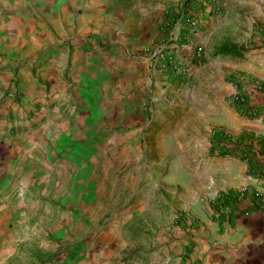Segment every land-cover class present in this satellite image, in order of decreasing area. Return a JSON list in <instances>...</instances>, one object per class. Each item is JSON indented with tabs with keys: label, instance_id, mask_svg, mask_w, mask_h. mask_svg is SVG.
Here are the masks:
<instances>
[{
	"label": "crops",
	"instance_id": "1",
	"mask_svg": "<svg viewBox=\"0 0 264 264\" xmlns=\"http://www.w3.org/2000/svg\"><path fill=\"white\" fill-rule=\"evenodd\" d=\"M208 1L202 11V0H188L186 5L194 4V8L182 9L180 17L168 25L172 29L167 43H172L161 47L157 56L152 53L163 63L154 65V73L162 66L158 72L172 71L166 65L171 58L166 57L165 48H175L176 57L178 52L195 53L197 62L202 50L195 48L192 39L206 31L208 36L220 32L229 24L231 14L258 22L243 60L227 73L223 92L212 85L204 94L218 99L198 103L204 168L198 165L194 177L202 181L204 199L190 211L196 219L190 234L186 229L173 241L169 264H264V195L245 200L234 195L239 189L255 188L256 179L264 177V92L256 88L264 83V0ZM115 7L114 0H0V264H28L20 257L28 240L24 226L32 223L44 184H54L57 163L67 159L78 163L77 157L89 152L93 162L102 167L103 182L107 143L122 149L130 137L127 132L108 138L107 122L112 118L124 121L133 105L130 94L150 91L142 75L144 67L149 70L148 64L124 61L119 50L111 55L90 53L89 48L96 46L85 41L92 33L102 32L106 38L108 31L127 32L114 23ZM136 8L134 5L131 10ZM141 21L133 28L149 23ZM204 39L200 37L198 43ZM115 41L126 39L122 36ZM197 49L201 50L199 56ZM220 65L218 62L219 70ZM71 67L75 72L66 75ZM233 75L244 78L252 116L237 110L230 101L229 79ZM108 90L114 92L113 97L107 96ZM211 129L253 141L242 140L249 146L237 145L231 154H215L207 142ZM85 138L87 142L96 139L103 150L78 148ZM244 155H248L247 162ZM114 159L118 166L124 162L122 157Z\"/></svg>",
	"mask_w": 264,
	"mask_h": 264
},
{
	"label": "rangeland",
	"instance_id": "2",
	"mask_svg": "<svg viewBox=\"0 0 264 264\" xmlns=\"http://www.w3.org/2000/svg\"><path fill=\"white\" fill-rule=\"evenodd\" d=\"M171 2L175 5L170 9L162 8ZM187 2L114 0L113 10L118 12L114 23L127 32L118 35L108 31L106 38L97 32L85 38L96 46L89 48L90 53L111 55L119 50L124 61L147 63L149 70L144 67L142 75L150 91L128 92L133 105L124 121L112 118L107 122L108 138L127 132L130 137L122 149L107 143V176L103 182L102 167L93 162L89 152L80 154L78 163L69 159L57 163L54 184H44L32 223L24 226L28 240L26 252H20V257L26 263L169 264L173 241L186 229L190 234L196 221L190 211L194 212L192 208L204 199L202 181L197 182L194 177L198 165L204 168L198 103L202 99L208 104L218 99L204 94L212 85L223 92L225 77L230 68L243 60L258 21L231 14L229 24L220 32L199 35L205 37L203 43H198L200 37L192 39L197 43L195 48L202 50L197 62L195 53L178 52L176 57L175 48H165L163 51L169 53L166 57L171 58V63L165 64L172 71L158 72L162 66L156 67L154 73V65L163 63L158 62L160 56L154 58L152 53L158 46L172 43H167L172 29L168 25L180 17L182 9L194 8ZM202 2L203 11L210 2ZM134 5L135 11L131 10ZM261 11L264 14L263 6ZM140 19L148 20V25L133 28ZM122 36L125 42L115 41ZM75 69L69 68L66 75ZM209 73L212 77H208ZM107 96L113 97L114 92L108 90ZM91 140L87 142L85 138L77 144L78 148L103 150V145L98 148L96 139ZM118 157L124 160L119 166L114 159Z\"/></svg>",
	"mask_w": 264,
	"mask_h": 264
},
{
	"label": "built area",
	"instance_id": "3",
	"mask_svg": "<svg viewBox=\"0 0 264 264\" xmlns=\"http://www.w3.org/2000/svg\"><path fill=\"white\" fill-rule=\"evenodd\" d=\"M195 22H190V25H194ZM164 45L158 46V48L154 49L153 56H157L161 51ZM201 54V50H196V55L199 56ZM175 70L176 67H174ZM179 73V70L177 71ZM174 73V72H173ZM229 83L232 87V92L230 95V101L232 105L239 111L247 113L246 115H254L248 108V99L245 93V82L244 78L239 75H233L229 79ZM256 88L264 92V83H261L256 86ZM245 140L247 142L252 143V139L247 137L244 139L243 136H233L231 133L223 132L219 129H211L207 135V142L209 149L215 154H231L232 152L236 151L237 145L245 146L247 142L242 141ZM251 145V144H250ZM246 146H249L246 144ZM245 161L247 162L248 155L243 156ZM254 172V171H252ZM253 177V176H252ZM237 198L240 199H247L250 196L253 198H260L264 195V177H259L256 179V187L253 189H239L234 193Z\"/></svg>",
	"mask_w": 264,
	"mask_h": 264
}]
</instances>
